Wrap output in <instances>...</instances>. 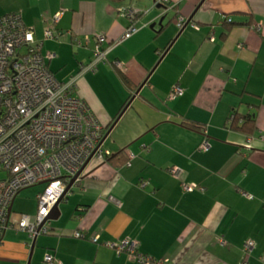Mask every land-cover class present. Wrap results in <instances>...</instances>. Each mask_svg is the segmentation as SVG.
<instances>
[{"label":"crops","instance_id":"0c3cea01","mask_svg":"<svg viewBox=\"0 0 264 264\" xmlns=\"http://www.w3.org/2000/svg\"><path fill=\"white\" fill-rule=\"evenodd\" d=\"M132 5L141 9L139 30L121 40ZM12 11L44 40V53H56L49 66L61 81L79 75L97 47L107 51L98 71L79 77L78 95L107 128L105 147L132 156L120 167L90 163L51 231L37 237L30 264H50L48 253L61 264H144L111 246L129 237L175 264H264V0H0V16ZM57 13L60 36L46 39ZM226 18L235 24L224 34ZM87 37L74 51L75 38ZM176 86L184 91L172 97ZM235 110L256 114L254 136L229 128ZM16 200L12 225L0 230V264L30 260L35 237L13 220ZM38 210L39 201L22 215Z\"/></svg>","mask_w":264,"mask_h":264},{"label":"built area","instance_id":"2783aa9c","mask_svg":"<svg viewBox=\"0 0 264 264\" xmlns=\"http://www.w3.org/2000/svg\"><path fill=\"white\" fill-rule=\"evenodd\" d=\"M126 11L130 26L121 40L139 30L136 22L141 9L132 5ZM61 16L62 13H57L50 20L46 39L59 38L54 26ZM183 24L184 19L180 26ZM96 39L98 44L103 43L105 36L97 35ZM90 41L88 37L86 40L75 38L74 51ZM43 46L44 40L36 37L35 29L26 24L22 13L14 11L0 16V230L12 225L10 208L18 194L25 188L47 183L45 191L39 195L38 213L35 216L23 214L19 222V228L29 231L33 237L70 181L82 171L75 182L78 183L93 160L105 162L112 154L104 145L106 127L78 95L79 77L95 70L100 62H106L107 51L97 47L95 59L81 62L80 74L64 82L49 66V59L56 57V53L50 50L44 53ZM116 64L124 68L121 61ZM183 91L176 86L172 97ZM202 146L209 148L210 144L206 141ZM170 171L180 180L184 174V169L176 165ZM182 183L188 191L196 188L193 183ZM50 222L42 226L39 234L50 231ZM74 236L86 238L80 230L75 231ZM93 240L98 241L97 237ZM220 242L225 243L224 237ZM111 246L144 264H175L169 258L144 253L137 238L129 237ZM254 247L255 242L249 241L246 252L250 253ZM45 260L61 264L50 253Z\"/></svg>","mask_w":264,"mask_h":264},{"label":"trees","instance_id":"16d2710c","mask_svg":"<svg viewBox=\"0 0 264 264\" xmlns=\"http://www.w3.org/2000/svg\"><path fill=\"white\" fill-rule=\"evenodd\" d=\"M12 12H14V11H12ZM7 13H9V12H7ZM230 19L226 18L223 21L224 22L223 24L226 26L224 34L227 33V31H229L231 29L233 24H235L234 20H232V19L230 20ZM119 70L121 72H123L124 69L121 70V68H120ZM124 79L126 80V83L129 85L130 88H134L132 85V82H130L127 78H124ZM182 124L192 128V129L200 130L203 133L207 132L206 125L201 124V123H195L192 121L184 120ZM229 128H231L232 130H235V131L242 132L248 136H254L259 130L258 126H257L256 114H253L251 112H242L240 110H235L234 113L231 115ZM106 130H107V128H106ZM131 159H132V156H131V154H129V152H127V149H122L120 152L112 153L109 156L107 161H110L114 165L120 167L123 165H127V163L131 162ZM195 189H197V186ZM194 190H192V191H194ZM50 231H51V228H50Z\"/></svg>","mask_w":264,"mask_h":264},{"label":"rangeland","instance_id":"374dc122","mask_svg":"<svg viewBox=\"0 0 264 264\" xmlns=\"http://www.w3.org/2000/svg\"><path fill=\"white\" fill-rule=\"evenodd\" d=\"M93 39L95 41L97 40L95 37H93ZM96 50L97 49L94 50V54H95ZM94 54H93V56H94ZM94 59H95V57H94ZM102 64H104V61L100 62L99 66L95 70H93V72L98 71ZM3 174L4 173H2V175ZM47 185H48L47 183H40V184L31 186V187L25 188L18 194L17 200L15 202L16 203L15 208H14L15 213L13 214V220L14 221H16V217L17 218L19 217L20 219H18V221H20L22 218V212H27V210L30 207H33V206L37 207V202L39 201V195L45 191V188L47 187ZM74 187H73V189H74Z\"/></svg>","mask_w":264,"mask_h":264},{"label":"water","instance_id":"95a60500","mask_svg":"<svg viewBox=\"0 0 264 264\" xmlns=\"http://www.w3.org/2000/svg\"><path fill=\"white\" fill-rule=\"evenodd\" d=\"M203 2H204V0H203ZM135 6H136V5H135ZM163 20H164V19H162V20L160 21V23L163 22ZM191 20H192V18H189L188 21H187V23H186V25H188V24L191 22ZM146 82H147V80L145 81V83H146ZM145 83H143V84H145ZM137 93H138V92H136V94H137ZM135 96H136V95L133 96V98H132L131 101H133V100L135 99ZM131 101H130V102H131ZM109 132H110V131H109ZM108 134H109V133L106 134L105 139L107 138ZM81 173H82V171H80V172H79V173H78V174H77V175H76V176L70 181V183L68 184V186H67V188H66V191H65L64 195L59 199V201L55 204V206H54L53 209L51 210L50 214L45 218L44 222L40 225V227H39V229H38V234L35 236L34 241H33V244H32V250H31L30 260H29V263H28V264H30V262H31V258H32V255H33V251H34L35 246H36V240H37V237L39 236V233H40V231H41L42 226H43L46 222H48V221L56 220V219L59 218V216H60V204L65 200V197L70 193V191L72 190L73 186L75 185V182H76L77 178L79 177V175H80ZM82 177H83V176H82ZM82 177H81V178H82ZM11 211H12V206H11V208H10V214H11Z\"/></svg>","mask_w":264,"mask_h":264}]
</instances>
